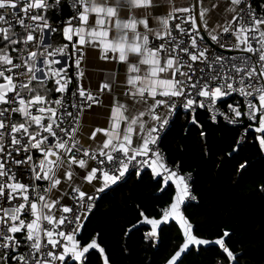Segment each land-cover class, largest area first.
Listing matches in <instances>:
<instances>
[{
	"label": "snow or ice",
	"instance_id": "obj_1",
	"mask_svg": "<svg viewBox=\"0 0 264 264\" xmlns=\"http://www.w3.org/2000/svg\"><path fill=\"white\" fill-rule=\"evenodd\" d=\"M181 115L186 136L201 138L202 158L217 127L239 133L229 156L241 170L250 140L264 153V7L0 0V264H116L83 225L146 170L168 198L158 219L139 213L151 226L143 240L163 264H186L202 246H218L223 264H238L228 231L203 237L185 215L196 200L193 175L161 148ZM170 221L182 243L161 252V225Z\"/></svg>",
	"mask_w": 264,
	"mask_h": 264
},
{
	"label": "trees",
	"instance_id": "obj_2",
	"mask_svg": "<svg viewBox=\"0 0 264 264\" xmlns=\"http://www.w3.org/2000/svg\"><path fill=\"white\" fill-rule=\"evenodd\" d=\"M254 7H264V0H255ZM59 36L58 31L54 44ZM186 133L187 121L183 115L178 116L163 139L162 149L170 163H179L184 172L193 175L197 202H191L185 215L194 232L214 239L230 225L226 243L237 255L238 264H264V191L260 190L264 185V153L253 147L250 140L239 161L246 162L245 172L229 156L238 132H230L228 127L210 129L212 151L203 158L197 150L199 135L195 131L187 136ZM218 141L228 146L222 147ZM146 173L132 175L126 185L100 201L99 210L89 217L82 230L86 239L99 233V242L116 264H163L155 247H148L143 240L151 226L142 223L139 213L143 211L149 218L158 219L159 209L168 198L159 191L162 185L156 184L150 170ZM161 228L160 251L171 253L182 243V238L177 239L178 225L170 221ZM221 254L218 246H202L199 255L186 257V264H223Z\"/></svg>",
	"mask_w": 264,
	"mask_h": 264
},
{
	"label": "built area",
	"instance_id": "obj_3",
	"mask_svg": "<svg viewBox=\"0 0 264 264\" xmlns=\"http://www.w3.org/2000/svg\"><path fill=\"white\" fill-rule=\"evenodd\" d=\"M61 2L62 3H64L65 2V0H61ZM68 2L70 3V0H68ZM254 2H255V0H253V6H254ZM67 9H68V12H69V14L66 16V15H64V9H65V7L62 9V12H61V18H67L69 15H71V10H70V8L69 7H66ZM4 12H5V14H7L8 12H9V10L8 9H5L4 10ZM53 24H54V26L56 25V21L54 20L53 21ZM58 34V32L57 33H55V34H53V36H52V41H54L53 39H54V37L56 36ZM53 44H54V42H53ZM55 45V44H54ZM221 51H223V50H221ZM72 72H73V69L70 67L69 68V73L70 74H72ZM69 101H70V99H71V97H70V95H69ZM167 134V133H166ZM164 139V138H163ZM161 148H162V145H161ZM162 151H163V149H162ZM164 152V151H163ZM165 154V153H164ZM169 162V161H168ZM169 164H172V163H170L169 162ZM172 165H174V164H172ZM147 171V170H146ZM192 202H197V199L195 200V201H192Z\"/></svg>",
	"mask_w": 264,
	"mask_h": 264
},
{
	"label": "crops",
	"instance_id": "obj_4",
	"mask_svg": "<svg viewBox=\"0 0 264 264\" xmlns=\"http://www.w3.org/2000/svg\"><path fill=\"white\" fill-rule=\"evenodd\" d=\"M65 8H66V7H65ZM65 10H66V9H64V14L66 13ZM68 14H69V12H68V9H67V15H68ZM54 39H55V37H54ZM54 39H53V40H54ZM53 42H54V41H53ZM101 63H105V62H101ZM112 67H116V66H115V65H112ZM121 67H122V66H121ZM86 73H87V70H86ZM84 224H85V222H84ZM149 226H150V225H149ZM83 227H84V225H83ZM82 230H83V229H82Z\"/></svg>",
	"mask_w": 264,
	"mask_h": 264
},
{
	"label": "water",
	"instance_id": "obj_5",
	"mask_svg": "<svg viewBox=\"0 0 264 264\" xmlns=\"http://www.w3.org/2000/svg\"><path fill=\"white\" fill-rule=\"evenodd\" d=\"M231 230V227H230V225L227 227V231H230Z\"/></svg>",
	"mask_w": 264,
	"mask_h": 264
}]
</instances>
